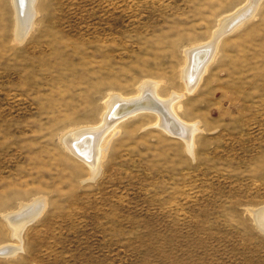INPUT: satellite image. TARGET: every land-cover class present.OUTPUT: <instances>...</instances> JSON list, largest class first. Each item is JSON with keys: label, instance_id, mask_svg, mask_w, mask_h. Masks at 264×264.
Returning <instances> with one entry per match:
<instances>
[{"label": "rangeland", "instance_id": "374dc122", "mask_svg": "<svg viewBox=\"0 0 264 264\" xmlns=\"http://www.w3.org/2000/svg\"><path fill=\"white\" fill-rule=\"evenodd\" d=\"M246 2L37 0L21 24L0 0V264H264V0L216 37ZM205 43L215 50L189 93L184 52ZM147 81L182 97L191 148L155 115L115 119L91 176L62 145L100 128L109 94ZM36 202L13 237L6 216Z\"/></svg>", "mask_w": 264, "mask_h": 264}, {"label": "bare ground", "instance_id": "6f19581e", "mask_svg": "<svg viewBox=\"0 0 264 264\" xmlns=\"http://www.w3.org/2000/svg\"><path fill=\"white\" fill-rule=\"evenodd\" d=\"M13 1L16 6V16L20 18L21 24H24L25 20L23 14H21L20 12V9L22 8V6H27V4L29 8H31L30 12L32 13L33 18L31 21L34 20V10L37 0ZM245 4L247 5H245L240 11H238L237 14L223 17L220 21H218L217 30L219 31L217 32L216 37L222 34H226L228 31L233 32L232 30L234 29V27H237L239 23L249 18V16L254 13L258 5V0H247ZM27 26L28 25L26 23L25 28ZM18 28L19 33L22 32V27L19 26ZM23 32L25 31L23 30ZM215 33L213 32L212 36H214ZM212 36L210 38L211 40L213 38ZM212 45H207L205 43L185 50L184 54L187 61L181 68V78L184 79L187 92H194L195 87H197L202 82L203 76L205 75L206 71H208L206 62L208 61L212 50H215V45L213 43ZM162 83L163 82H161V84ZM159 87V83L155 85L152 82L147 81L142 83V85L138 87L137 94L133 97L109 94V100L105 101V111L101 117V121L103 122L99 125L93 126L95 128L100 126V128L96 130H90V127H86V129L83 128L79 130L78 133L76 131L75 134L77 135V137L74 141L75 144H70L72 146L74 144V147L70 149L68 147H65L61 139V143L63 144L62 146H64L68 153H70L72 156H76L84 163L86 167L89 168L91 176L93 175L96 177L100 171L99 160L101 159L102 154H104L100 148L102 142L104 141L102 133L105 132H103V129L108 127V125H110V123L115 119H118V122H116V124H113L111 129L118 125L120 122L136 115L151 114L155 115L158 120L157 124L155 125L157 128L161 129L172 138L180 139L179 141H183L185 144V149L189 151V149L191 148L189 147V145H191L192 137L197 131H195L194 126L189 124L185 125L186 123L183 122L185 120H183L174 109V105H176L180 101V96L178 95L179 97H176L173 94L171 95V99H167V97L163 98L161 92L158 91ZM181 98L182 97H180V99ZM152 123L153 122H151L150 124ZM103 124H105V126H103ZM66 136L64 134L63 137ZM70 138L74 137L72 136ZM255 211L253 212V216H255V221L257 223L256 225H258L259 229L264 232V209L256 212ZM41 213L42 208L39 202H36L32 205H21L20 211L15 214L10 213L9 215H7L5 218V222L11 227L13 237L19 238L21 232L28 225L35 222ZM7 250H9L11 253L14 251V253L11 255L16 254L17 251V249L14 250V248L12 247Z\"/></svg>", "mask_w": 264, "mask_h": 264}]
</instances>
